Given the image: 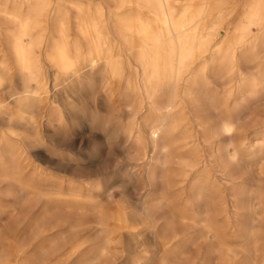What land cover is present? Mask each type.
Masks as SVG:
<instances>
[{
	"label": "bare ground",
	"instance_id": "6f19581e",
	"mask_svg": "<svg viewBox=\"0 0 264 264\" xmlns=\"http://www.w3.org/2000/svg\"><path fill=\"white\" fill-rule=\"evenodd\" d=\"M62 1L14 0L12 8L0 4V42H6V51L13 58V66L0 59V117L8 119L14 128L10 134L25 147V138L35 135L43 111H48L49 123L62 124L60 107L51 92L60 79L73 76L87 84L95 78L109 100L120 94L128 111L120 150L133 161L134 182L145 183L139 212L145 217L151 244L157 248L152 257L141 250L130 263L211 264L208 256L215 249L213 244L200 262L196 256L188 257L187 244L197 238L189 236L193 231L179 228L176 213L168 208L176 197L168 193L174 185L166 171L181 149L189 148L182 156L185 165L203 149L202 141L209 144L212 160L208 164L192 170L190 176L181 169L184 177L179 183L186 195L179 210L190 212L193 224H202L198 237L207 240L211 234L218 235L213 208L216 200L209 190L219 184L212 166L231 180L244 175L242 145L234 139L241 103L237 100L228 108L229 96L227 91L220 93L218 83L237 71L235 91L244 101L256 93L259 82H264V73L249 79L242 68V62L254 60L264 51V0ZM64 3L72 5L74 17ZM8 24L10 29L4 30ZM49 69L53 70L50 82ZM13 71L20 81L2 93ZM10 134L5 133L4 138ZM251 139L250 153L264 149V135ZM20 174L19 157L12 153L1 176L10 180V193L28 201V196L16 191V185H24ZM73 183L67 194L71 205L77 202L82 186L88 189L87 201H97L99 180ZM233 189L235 196L243 193V187ZM44 194L50 196L43 214L46 224L31 236L19 232L0 236L2 241L6 239L0 264H66L88 243L82 231L91 224L79 218L68 225L63 209L52 207L56 193ZM58 198L66 201L62 194ZM244 204L239 200L236 206L239 209ZM97 209L99 217L93 225L104 239L72 264H112L117 259L105 257L108 244L113 242L108 225L111 215ZM248 216L238 223L247 240L257 234ZM218 252L222 264H249L240 258L239 251H232L233 257L225 249Z\"/></svg>",
	"mask_w": 264,
	"mask_h": 264
},
{
	"label": "rangeland",
	"instance_id": "374dc122",
	"mask_svg": "<svg viewBox=\"0 0 264 264\" xmlns=\"http://www.w3.org/2000/svg\"><path fill=\"white\" fill-rule=\"evenodd\" d=\"M234 1L237 0H230V2ZM239 1L243 3L245 0ZM54 2L63 3L62 0H54ZM13 3L14 0H0V4H6L10 8L13 7ZM65 6L74 17L76 11L72 5L65 4ZM4 27V30H8L11 26L8 24ZM2 58L13 66V58L6 51L5 41L0 42V59ZM242 68L249 79L260 77L264 73V51L254 60L242 62ZM49 75L50 82L53 76L52 69H49ZM7 80L1 90L2 93L8 90L10 84L17 85L20 81L14 71L9 74ZM237 84V71L228 74L224 81L218 83L221 94L227 91L228 108H231L237 100L241 103L234 139L240 142V146L242 145L241 163L244 166V175L233 180L224 176L219 167L212 166V175L219 184L218 187L209 190L212 199L216 200L213 208L216 213H214V221L219 228L218 235L211 234L207 240L203 236L198 237L202 224H193L190 212L184 214L179 210L186 195L181 193L183 184L179 183L184 177L181 169L184 170L185 175L190 176L192 170L208 164L212 160L210 157L212 149L209 144L202 141L203 149L197 154V158H191L187 162L188 165L182 164L184 161L182 156L189 148L181 149L166 171L174 185L168 193L176 197L168 208L176 213V221L181 230L195 233L189 235L197 238L195 243H188L187 247L188 257H198L197 262L207 257L209 245L213 244L215 249L208 256L211 264H222L218 252L220 249L227 250L232 257L234 256L232 251H239L240 258H246L249 264H264V149L256 154L250 153L251 138L264 135V82L262 84L259 82L256 85V93L252 96L248 95L244 101L235 91ZM51 92L60 107L62 124L60 125L58 121L49 123L48 111H43L35 135L30 139L25 138V147L17 142L14 134H10L14 128L9 124L8 119L0 117V236L7 238L19 232V235L26 237L39 231L47 221V217L43 214L50 196L44 193L53 191L56 195L52 196L55 200L52 207L63 209L68 218V225L80 219L91 224L82 231L88 238V243L70 257L69 262L75 257V261L70 264L89 254V248L104 239L93 225L99 217L96 213L97 206L112 217H109L108 225L112 230L110 237L113 242L108 244L109 248L107 246L106 258L116 257L115 264H131L130 259L141 250H147L148 255L154 256L157 252L156 245L151 244V233L143 213L139 212L145 183L134 182L132 175L135 167L130 166L133 161L124 157V152L120 150L123 121H126L128 115L124 98L117 94L115 100L111 101L101 90L99 80L92 78L89 83L81 84L73 76L60 79L56 86H52ZM5 133L10 134L8 139L4 138ZM23 137H25L24 132ZM12 153L19 157L21 167L19 176L21 183L24 184L22 187L16 185V191L28 196V201L18 200L14 193H10L8 190L10 180L1 176L4 169L9 166ZM93 180L101 182V188L95 192L97 201L88 202V189L82 186L76 197L77 202L71 205L69 201L72 198L67 195L69 186L73 182L78 185ZM161 181L159 180L160 183ZM234 186L243 187V193L235 196ZM60 194L66 201L59 200ZM224 200H226L225 207L222 204ZM239 200L245 201V204L238 209L236 204ZM246 216L253 219L249 218L257 232L255 237L248 240L242 236L243 232L238 230L239 221ZM120 219L124 220L123 224L120 223ZM5 241L0 239V255L5 251ZM81 251L82 253L78 254ZM107 252L113 253L112 258Z\"/></svg>",
	"mask_w": 264,
	"mask_h": 264
},
{
	"label": "crops",
	"instance_id": "0c3cea01",
	"mask_svg": "<svg viewBox=\"0 0 264 264\" xmlns=\"http://www.w3.org/2000/svg\"><path fill=\"white\" fill-rule=\"evenodd\" d=\"M80 253H82V251L81 252H78V254H80ZM107 254H108V256H110V258H112V256H113V253H109V252H107ZM75 258V257H74ZM72 259V261H75V259ZM117 259H115L113 262H112V264H115V261H116ZM71 261V262H72ZM71 262H67L66 264H70Z\"/></svg>",
	"mask_w": 264,
	"mask_h": 264
}]
</instances>
